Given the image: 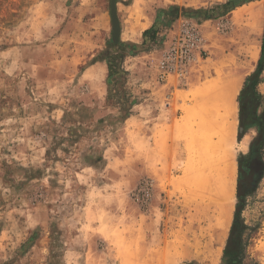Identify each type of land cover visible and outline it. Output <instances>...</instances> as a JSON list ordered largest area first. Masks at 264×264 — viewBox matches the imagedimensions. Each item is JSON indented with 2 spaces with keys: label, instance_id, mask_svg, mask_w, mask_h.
<instances>
[{
  "label": "rangeland",
  "instance_id": "obj_1",
  "mask_svg": "<svg viewBox=\"0 0 264 264\" xmlns=\"http://www.w3.org/2000/svg\"><path fill=\"white\" fill-rule=\"evenodd\" d=\"M130 1L115 0L125 34L114 42L110 0H0V264H223L222 252L212 262L216 243L202 261L171 258L202 245L166 244L163 258H153L155 235L185 232L169 223L153 228L160 218L149 213L152 199L134 201L144 177L130 165L125 121L143 82L156 77L159 50L179 17L199 24L205 54L196 73L224 56L244 66L252 40L259 58L264 15L258 20L256 9L263 0L243 3L218 25L213 20L243 0H229L227 8L220 5L226 0L180 6L194 16L172 23L152 0ZM144 12L158 20L149 42L142 33L153 23ZM252 100L264 121V63ZM244 134L248 143L238 156L248 153L257 127ZM252 165L263 172L246 175L252 184L240 202L241 263L264 264V143Z\"/></svg>",
  "mask_w": 264,
  "mask_h": 264
},
{
  "label": "crops",
  "instance_id": "obj_2",
  "mask_svg": "<svg viewBox=\"0 0 264 264\" xmlns=\"http://www.w3.org/2000/svg\"><path fill=\"white\" fill-rule=\"evenodd\" d=\"M211 1L152 0V3L158 9H168L171 6L202 5ZM214 1L220 3L218 0H213L212 3ZM135 2L136 0H131L128 6H133ZM251 2L253 1L244 4ZM244 4L213 21L218 25V21L231 17ZM141 14L148 17L149 25L156 17L151 12ZM134 19L141 22L139 17ZM167 33L168 31L164 34ZM124 34V27L120 24V38ZM217 60L216 64L203 63L198 74L197 68L195 69L200 65L197 59L190 66V75L184 83L173 76L167 77L163 82H159L157 77L143 82L145 92L139 101H135L125 121L128 123L130 165L138 179L150 178L154 182L149 213L160 219L154 222L153 228L158 225L161 229L169 223L168 228L175 233L185 232L184 236L172 237L175 241L155 235L153 243L160 247H155L153 258H163L165 251L161 246L176 244L193 247L202 245L204 250L184 247L182 252H171L173 260L208 259V251L215 245L220 234L222 219L229 214L225 242L228 237L236 201L237 156L241 139L245 135L238 137L240 127L237 96L247 74L239 82L237 91L231 95L234 80L231 82L228 74L234 73L233 78L236 74L238 77L242 66L232 64V60L226 61L225 56ZM220 63L226 64L222 73L227 77L224 75L218 77V80L211 71ZM216 83L219 87L221 84L229 85L226 87L230 88V98L226 93L223 97L218 95L216 90L219 87L215 86ZM213 87L216 91L214 94L209 92ZM225 197L229 199L228 204ZM219 200H222L221 203Z\"/></svg>",
  "mask_w": 264,
  "mask_h": 264
},
{
  "label": "trees",
  "instance_id": "obj_3",
  "mask_svg": "<svg viewBox=\"0 0 264 264\" xmlns=\"http://www.w3.org/2000/svg\"><path fill=\"white\" fill-rule=\"evenodd\" d=\"M253 0H243L242 3H246ZM241 3V4H242ZM221 6L227 8L230 5L229 0H226ZM240 5V4H239ZM238 5H235L236 7ZM234 7H231L226 10V13L229 12ZM159 14H163L166 17H169L168 22L172 23L174 20H176L180 15H188L191 16L193 12L186 11L180 6H171L168 9H160L158 11ZM157 18V16H156ZM158 21V20H155ZM156 23V22H155ZM144 30L142 33V36L144 37L145 42H149L153 40V38L156 37L158 27L157 23ZM264 63V32L262 34V42L260 46V54L259 58L257 60L256 69L253 73L247 75L243 82V87L240 90L238 96H237V102H238V120H239V127L240 132L238 134V137L241 138L242 135L246 132L247 128L251 125H255L257 127V136L252 140V142L249 144V151L246 155H239L237 157V184H236V204H235V210L233 213V218L231 222V226L228 232V237L226 239L225 245L222 250V263L223 264H242V255H244V244L242 239L243 234V228L239 215L241 211L240 202L242 198L244 197V194L248 193L251 189L252 181L249 180V184L247 182L245 183L246 175L249 173L252 176H255L256 173H259L258 178L262 175V170L256 172L255 167L252 165L254 160L256 158L260 157V151L263 147L264 143V121L257 118L256 115V107L257 103L254 104V100H252V91L253 87L255 86L257 82V77L260 74V71L263 67ZM108 68L109 62H108ZM250 118V122H248Z\"/></svg>",
  "mask_w": 264,
  "mask_h": 264
},
{
  "label": "built area",
  "instance_id": "obj_4",
  "mask_svg": "<svg viewBox=\"0 0 264 264\" xmlns=\"http://www.w3.org/2000/svg\"><path fill=\"white\" fill-rule=\"evenodd\" d=\"M219 24V23H218ZM205 49L197 21L191 17H179L177 25L170 33L159 50L155 71L159 82L169 76L185 82L190 75V66L203 58ZM154 182L150 178L142 179L133 192V199L138 204H147L153 195Z\"/></svg>",
  "mask_w": 264,
  "mask_h": 264
},
{
  "label": "bare ground",
  "instance_id": "obj_5",
  "mask_svg": "<svg viewBox=\"0 0 264 264\" xmlns=\"http://www.w3.org/2000/svg\"><path fill=\"white\" fill-rule=\"evenodd\" d=\"M260 5V4H259ZM258 5V7H257V12H256V18H258L259 17V19L258 20H260V17H262V15H264V0L262 1V3H261V5L259 6ZM147 22V21H146ZM139 24V23H138ZM140 25V24H139ZM135 26V25H134ZM146 27V24H144V25H142V26H140V29L142 28V29H144ZM136 28V27H135ZM141 29V30H142ZM136 33V32H135ZM130 34V33H129ZM126 38V37H125ZM258 52H259V50H258V46H257V44L255 43V41H251L250 42V44L248 45V47H247V50H246V58H247V60H246V62H245V65L244 66H242L241 68V70H242V72L240 73V74H238V77H236L237 76V74H236V79H235V77L233 78V76H234V73H231V74H228L230 77H229V79L231 78L232 80H230L232 83H230V84H232L233 85V87H232V89H230V88H228L227 89V87L226 86H229V85H227V84H225L224 86L221 84V87H219L218 86V84L217 85H215V86H218L219 87V90H218V88H217V92H218V95H220V97L222 96L223 97V95L226 93L227 95H228V97L230 98V94L231 95H233L236 91H237V89H238V87H239V82L240 81H242L241 79L244 77V75H246V74H248L251 70H252V67H253V64H254V62H256V60H257V57H258ZM233 60V59H232ZM218 61V60H217ZM214 62V61H213ZM219 62V61H218ZM213 64H216L215 62L213 63ZM229 64H230V62H229ZM232 64H233V62H232ZM230 66V65H229ZM223 67H226V64L224 65V64H222V63H220V64H217L216 65V67L215 68H213L212 69V74H213V76H214V78L215 79H217L218 77H221V76H226V74H224L223 75V73H222V69H223ZM228 68V67H227ZM224 70V69H223ZM95 72V71H94ZM228 72V71H227ZM97 73L98 74H96V75H102L103 74V71H102V69H99L98 71H97ZM229 73V72H228ZM233 74V75H232ZM95 76V75H94ZM227 77V76H226ZM225 77V78H226ZM95 78H96V76H95ZM228 79V80H229ZM214 80V79H213ZM218 80H219V78H218ZM218 80H216V81H218ZM220 80H222V79H220ZM227 80V81H228ZM224 81V80H223ZM226 82V81H225ZM219 83V82H218ZM227 83V82H226ZM228 84H229V82H228ZM213 85V86H214ZM220 85V84H219ZM222 86H223V88H222ZM210 87H212V85L210 86ZM221 89V90H220ZM223 89H225L224 91H222ZM229 89H230V94H229ZM226 90H228V92L226 91ZM216 91H215V87H213V88H211L210 90H209V92H212L213 94H214V92L216 93ZM231 97H233V96H231ZM215 98V97H214ZM208 99V98H207ZM226 99V98H225ZM220 104V103H219ZM222 105V104H221ZM228 110V109H227ZM231 110H232V108H231ZM230 110V111H231ZM230 111H228V112H230ZM243 137V136H242ZM247 143H248V137H246V135H244V137L241 139V143H240V147H241V149L242 150H245V148H246V146H247ZM229 149V148H228ZM228 152V151H227ZM225 160V159H224ZM234 165V164H233ZM233 167V166H232ZM224 172V171H223ZM228 173V172H227ZM232 176V175H231ZM230 176V177H231ZM228 178V177H227ZM227 182H229V181H227ZM232 185V184H231ZM212 186V185H211ZM214 186V185H213ZM226 186H228V185H226ZM218 187V186H217ZM220 187V186H219ZM218 187V188H219ZM230 187V186H229ZM224 188V187H223ZM226 188V187H225ZM219 190V189H218ZM225 190V189H224ZM225 191H227V189L225 190ZM228 191H230L231 192V189H229ZM217 192H220V191H217ZM223 192V191H222ZM226 194V193H225ZM227 194H229V193H227ZM231 195V194H230ZM223 196V195H222ZM228 197V196H227ZM229 198V197H228ZM228 198H226L225 197V200H226V202H227V204H228V201L227 200H229ZM231 199H232V197H231ZM220 201V200H219ZM222 201V200H221ZM221 201H220V203H221ZM223 202H225V201H223ZM231 202H232V200H231ZM230 202V203H231ZM232 205V204H231ZM230 205V206H231ZM227 206H229V205H227ZM224 210V209H223ZM229 212V211H228ZM225 216V215H224ZM228 222H229V214L227 215V217H223V219H222V222H221V227H220V234H219V236H218V238H217V240H216V249L214 250V253H213V257H212V262L214 263V262H216L217 261V259L219 258V256H220V254H221V252H222V246H223V243L225 242V236L227 235L226 234V232H227V226H228ZM215 226V225H214ZM213 251V250H212ZM210 254V253H209Z\"/></svg>",
  "mask_w": 264,
  "mask_h": 264
},
{
  "label": "water",
  "instance_id": "obj_6",
  "mask_svg": "<svg viewBox=\"0 0 264 264\" xmlns=\"http://www.w3.org/2000/svg\"><path fill=\"white\" fill-rule=\"evenodd\" d=\"M110 15L112 21V37L114 42L119 41L120 37V26L116 17L115 0H110Z\"/></svg>",
  "mask_w": 264,
  "mask_h": 264
}]
</instances>
